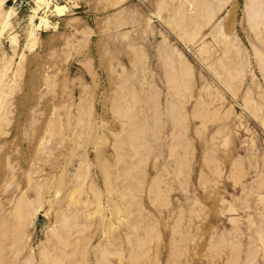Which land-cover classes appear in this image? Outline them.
Here are the masks:
<instances>
[{"label": "rangeland", "instance_id": "obj_1", "mask_svg": "<svg viewBox=\"0 0 264 264\" xmlns=\"http://www.w3.org/2000/svg\"><path fill=\"white\" fill-rule=\"evenodd\" d=\"M58 1L33 45L34 1H6L0 264H264V38L246 0ZM20 196L32 222L10 213ZM53 223L58 248L30 257Z\"/></svg>", "mask_w": 264, "mask_h": 264}, {"label": "bare ground", "instance_id": "obj_2", "mask_svg": "<svg viewBox=\"0 0 264 264\" xmlns=\"http://www.w3.org/2000/svg\"><path fill=\"white\" fill-rule=\"evenodd\" d=\"M6 1L7 0H0V50H1V45H2V36L8 30H10V28L12 26V17L16 12L15 7H13V6L6 8V3H7ZM33 1H34L33 14L31 15L30 30L28 32V44H30V45L34 44V41L38 37V31L40 29L45 30V28H48L51 26L52 22L49 18V15H48L50 11L52 13L54 12L58 16H63L68 11V5L65 3H61L58 0H33ZM225 2H230V1L225 0ZM41 11H43L42 14H40ZM246 15L248 17V21H249L252 29H255L258 33L263 32V38H264V0H246ZM213 17H215V15H213V16L210 15V18H213ZM37 18L40 19L39 23H36ZM208 24H210V23H208ZM200 27L201 26H199L197 24L195 29L192 31L191 35H192L193 39H195L197 37V35L199 33H201ZM200 35L202 36V33ZM198 37H199V35H198ZM10 41H11V44L14 48V51L17 50V47L19 46L18 34L17 33H15V34L11 33L10 34ZM206 48H207V45L204 44L203 46L200 47V50L202 51V50H205ZM173 49L177 52L178 56L180 58H182V61L188 62L187 57L185 56V54L182 51H180L177 47H173ZM256 53H257V56L260 60V67L264 71V55H263L262 51H260V50H257ZM12 58H14L13 55H12ZM11 64L12 63L10 60V63L7 62V64H5V66H4L5 70H3V69H2L3 71L1 70L2 75L0 76V83L3 80H5L4 76H6L7 73L9 72V70L12 69ZM185 66L186 67H183V66L181 67V70L179 72L180 75L182 73H184L182 75L185 76L187 73L191 72L190 68L187 67V65H185ZM19 68H17L16 70H13L14 75L18 74ZM12 80H13V78H12ZM4 99H5V97L0 94V110L2 109V106L4 104ZM98 192H100V191L98 190ZM10 213L14 217H19V218L25 217V215L29 216L30 221L32 222L33 219L38 217L39 209H37L36 212H33L32 216H31L30 208L29 207L26 208V199L22 198L20 196V197H18V201L16 202V204L14 205V207ZM6 225H7L6 223H3V226L6 227ZM10 227L11 226L9 224V228ZM14 227H16L15 230H19L21 232V230H20L21 227L19 226V223L14 225ZM0 229L2 230L4 228H0ZM9 232H10V230H8L7 232H6V230L5 231L3 230L1 233L2 235L0 236V255H2L3 252L5 251L6 247H3V245L6 242L5 239L8 236ZM18 235H20V234L18 233ZM56 235H58L56 223H53L52 225L46 227L45 232H44V238L41 239V241H39V243L35 246L29 245L30 257H32L34 255L35 257L40 256L43 258L44 256L47 255V253L50 250L58 248V242L56 240V237H58V236H56ZM23 236L24 235H22V240H21L20 236L17 237L18 238L17 241L21 243L20 245L26 243V238H25V236L24 237ZM82 244H83V242H81L78 239L76 241V243L74 244V251L80 252L82 249Z\"/></svg>", "mask_w": 264, "mask_h": 264}]
</instances>
